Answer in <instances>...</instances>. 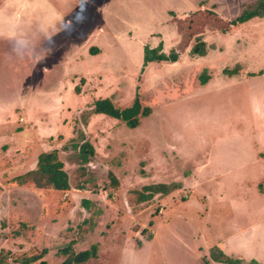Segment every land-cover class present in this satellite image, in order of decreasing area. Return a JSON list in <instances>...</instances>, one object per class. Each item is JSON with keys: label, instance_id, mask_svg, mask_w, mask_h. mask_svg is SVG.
Here are the masks:
<instances>
[{"label": "rangeland", "instance_id": "374dc122", "mask_svg": "<svg viewBox=\"0 0 264 264\" xmlns=\"http://www.w3.org/2000/svg\"><path fill=\"white\" fill-rule=\"evenodd\" d=\"M258 1L0 0V120L12 123L0 138L23 117L31 131L41 121L42 148L58 147L81 190L19 189L0 174V264L42 249L45 264H62L63 249L93 245L97 257L83 264H222L211 257L222 242L233 259L264 263V159H254L264 152V16L231 24ZM200 44L204 55L193 52ZM160 45L179 60L143 71L140 53ZM94 93L119 108L138 93L151 113L122 135L113 125L111 143L96 134L88 164L78 147ZM8 148L0 139L1 166ZM173 182L166 197L127 195Z\"/></svg>", "mask_w": 264, "mask_h": 264}, {"label": "trees", "instance_id": "16d2710c", "mask_svg": "<svg viewBox=\"0 0 264 264\" xmlns=\"http://www.w3.org/2000/svg\"><path fill=\"white\" fill-rule=\"evenodd\" d=\"M264 0L258 1L254 4L247 6L240 16L231 22L233 25L245 23L248 20L257 17L264 16ZM193 52L199 55H204V45H196ZM144 63L143 69L150 62H176L178 60L179 54L177 52L171 51L169 54L162 52V46L157 48L145 47L144 50ZM142 69V70H143ZM226 73L231 74L233 71L229 69L225 70ZM235 72V71H234ZM202 83L207 82V78H202ZM92 110L93 114H105L107 116L119 119L126 123L129 128H136L140 124L142 117H146L151 113V108L148 106H143L139 97L136 94L135 100L130 107L119 108L113 104V102L108 98L96 99L93 101ZM95 155V150L90 142L84 141L79 148V158L84 163L89 162L90 158ZM111 176V183L114 188L118 186V181L115 176ZM19 185H34L36 188L41 189H54L58 191H67L70 189L68 174L64 170V165L59 159L57 150L50 152H45L39 155L36 169L20 176L14 180ZM180 187L179 183L173 184H153L143 187L142 191H130V198L132 200V194H138L137 203L149 200L154 197L155 194H161L165 196L172 191L177 190ZM97 246L93 245L90 249L72 253L67 248L63 249L59 253L62 255H67L62 264H83L92 258L97 257ZM47 249H42L40 253L31 254L29 256L20 258L18 264H35L41 261L40 264H45L42 258L47 254ZM211 257L213 261L222 264H259L254 261L244 262L241 259H233L232 257L226 255L220 249H212Z\"/></svg>", "mask_w": 264, "mask_h": 264}, {"label": "crops", "instance_id": "0c3cea01", "mask_svg": "<svg viewBox=\"0 0 264 264\" xmlns=\"http://www.w3.org/2000/svg\"><path fill=\"white\" fill-rule=\"evenodd\" d=\"M125 38V37H124ZM125 40H126V38H125ZM147 47V46H146ZM158 47V46H157ZM157 47H149V48H157ZM144 49V48H143ZM179 58V57H178ZM179 60V59H178ZM177 60V61H178ZM142 61V69H143V63H144V50H143V52H141L140 53V62ZM177 61L176 62H168V63H177ZM162 62H165V61H162ZM153 63H158V62H150V63H148V65L147 66H145V68H147L149 65H151V64H153ZM144 68V69H145ZM144 69H143V71H144ZM99 92V91H98ZM77 95H79V94H77ZM93 96H95V97H93V99L91 100V103H90V110H92V104H93V101L94 100H96V99H103V98H108V99H110L112 102H113V104L115 105V106H117L118 104H117V100H115L112 96H101V95H95V93H94V95ZM80 97H82L83 98V96H80ZM101 97H103V98H101ZM84 99V103L83 104H86V99L85 98H83ZM62 100V99H61ZM78 105V109L76 110V113H75V118L77 119L79 116H80V114L83 112V110L85 109V107H84V105ZM131 104H132V101H131ZM129 102H128V106L129 105H131ZM127 105V104H126ZM126 105H125V107H126ZM124 108V107H123ZM123 108H121V109H123ZM92 115L90 116V118H88V122H86V126H85V128H86V132H85V134H86V140L88 141V142H90L91 143V145L93 146V148H94V150H95V155H99V147L96 145V134L98 135V137H101V138H104V139H106L108 142L107 143H111V141H109V139L110 138H112V135H113V133H112V129H115V128H113V125L114 126H118L119 127V129H120V131L118 132L120 135H122L123 133L121 132V130L123 131V132H126L125 131V129H126V127L127 128H129L127 125H126V123L125 122H123V121H121V120H119V119H116V118H113V117H110V116H107V115H105V114H93V113H91ZM23 116H25V115H23ZM149 116V115H148ZM147 117V116H146ZM144 117H142L141 118V120H140V124H141V121H142V119H143ZM7 119L8 118H6V119H1L0 120V128L1 129H5V128H9V127H11V124L12 123H6V121H7ZM22 125H24L23 126V129H21V130H19L20 132H16L15 133V135L13 134V136H9V135H5V137H3V136H1V140L2 141H5V143L7 144V146L9 147L8 149H7V154L9 155V157L7 158V160L5 161L6 163H4L3 164V166H1L0 165V174H3V176L4 175H6V176H8L7 178L9 179V181H11L9 184H11V185H14V186H16V188H19V189H28V190H30V189H32V188H34V189H37V190H49V191H51V192H53V193H55V192H58V190H54V189H52V188H50V189H41V188H36L34 185H19L17 182H15L14 180L16 179V178H18V177H20V176H23V175H25L26 173H28V172H30V171H32V170H34V169H36V167H37V162H38V157H39V155L40 154H42V153H45V152H50V151H53V150H57V152H58V156H60L59 155V153H60V151H58V147L56 146L55 148H53V147H50L49 149H45V148H42V146L43 145H45V144H43V142H44V139H43V135H44V131H43V129L45 128L43 125H41V121L40 120H38L37 119V121H40V123H39V126H38V128L36 129V131H35V129H34V131L32 130H30L29 129V127L26 125L27 123V119H26V117H23L22 119ZM97 120H100V122H101V125L99 124V126H98V124H96V121ZM12 121V120H11ZM3 122V123H2ZM9 122V121H8ZM104 122H106L107 124H108V126L106 127V125H104ZM103 123V124H102ZM140 124H139V126H140ZM109 126H111L112 128H109ZM139 126H137L136 128H129L130 130H135V129H137ZM96 127L97 128H100V129H96ZM103 127V128H102ZM64 128V127H63ZM101 128H102V130H101ZM67 130V129H66ZM84 132V131H83ZM117 132V131H116ZM60 134V133H59ZM69 134V133H68ZM73 132H71L68 136L67 135H64V137H65V140H68L69 138H71V137H73ZM16 135H18V136H21V137H16ZM54 135V133H50V135L49 136H53ZM45 136V135H44ZM32 140H34L33 141V143L34 144H36L37 145V147L35 146V150H34V152H33V154H34V156H35V158H34V160H32L31 159V157H30V154H31V152L30 151H28L27 152V150H26V147H28L29 146V144L31 143V141ZM46 140V139H45ZM13 142H18L17 144H14ZM83 143V142H82ZM81 143V144H82ZM80 144V145H81ZM13 145H17V146H19V148L21 149L20 150V153L18 154V155H20V157L18 158V157H16L15 156V154L13 155V157H12V146ZM80 145H79V147H78V149L80 148ZM5 148V147H4ZM51 148H53V149H51ZM258 149V148H257ZM260 150V149H259ZM257 151L256 152V157L254 158V159H257V161L259 162V161H262L263 159H264V152H263V154L262 153H260V151ZM33 151V150H32ZM11 155V156H10ZM78 155H79V150H78ZM94 155V156H95ZM59 159H60V157H59ZM91 159H93V157L92 158H90V160H89V162H87L88 164H91ZM3 160V159H2ZM81 160V159H80ZM0 161H1V159H0ZM62 162V161H61ZM63 163V162H62ZM84 163V162H83ZM263 164H264V161L262 162ZM5 165V166H4ZM63 165H64V163H63ZM64 170L66 171V169H65V166H64ZM66 173H67V171H66ZM112 174H113V176H115V178L117 179V181H119V179L117 178V176L115 175V173H113V172H111ZM68 174V173H67ZM260 177H262V179L259 181V183L257 184L258 185V188H259V190H260V192H264V172H263V174L262 175H260L258 178H260ZM68 178H69V185H70V189L69 190H67V191H59V192H64V193H66V194H68L69 192H71V191H81V190H79V189H74V187L72 186V184H71V179H70V176L68 175ZM172 183V182H171ZM171 183H165V184H171ZM174 183V182H173ZM153 184H159V183H151V184H146V185H143V186H148V185H153ZM160 184H162V183H160ZM83 185V184H82ZM118 185H119V182H118ZM113 187V186H112ZM118 187V186H117ZM116 187V188H117ZM82 188V187H81ZM114 188V187H113ZM139 189V188H138ZM132 190H135V188H133ZM132 190H130V191H132ZM174 191H172L171 193H173ZM129 193V192H128ZM127 193V195H128V197H129V194ZM171 193H169V194H167L166 196H169ZM91 194H89V196L87 197V200H90V198H91V196H90ZM165 196V197H166ZM87 200H84L83 201V203H84V205L85 206H87L88 204H89V201H87ZM240 231V230H239ZM226 243L228 244V242L226 241ZM221 248H219L222 252H224L223 250H225L224 249V243L222 242L221 243ZM231 250H232V248H231ZM226 254V253H225ZM234 254V253H233ZM226 255H228V254H226ZM229 256V255H228ZM238 258H242V257H238ZM259 261V260H258ZM217 263V262H216ZM260 264V263H259ZM261 264H264V263H261Z\"/></svg>", "mask_w": 264, "mask_h": 264}]
</instances>
